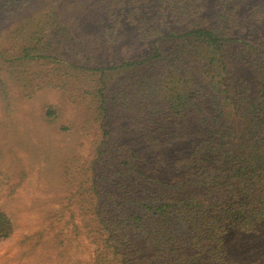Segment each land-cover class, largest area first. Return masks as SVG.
Masks as SVG:
<instances>
[{
    "label": "trees",
    "instance_id": "16d2710c",
    "mask_svg": "<svg viewBox=\"0 0 264 264\" xmlns=\"http://www.w3.org/2000/svg\"><path fill=\"white\" fill-rule=\"evenodd\" d=\"M171 1L151 17L165 31L141 52L146 24L121 48L107 30L108 0L92 10L44 2L40 16L20 17L32 27L16 29L27 35L16 59H52L89 77L100 129L90 209L112 264H234L228 232L264 230V9L250 12L255 26L229 32L225 20L218 28L209 14L186 15L195 0H180L181 14L164 22ZM11 230L0 211V240Z\"/></svg>",
    "mask_w": 264,
    "mask_h": 264
},
{
    "label": "rangeland",
    "instance_id": "374dc122",
    "mask_svg": "<svg viewBox=\"0 0 264 264\" xmlns=\"http://www.w3.org/2000/svg\"><path fill=\"white\" fill-rule=\"evenodd\" d=\"M17 1L0 0V55L10 58L0 56V211L12 224L10 234L0 240V264H98L102 259L112 264L99 243V231L94 232L90 209L87 166L100 129L86 93L89 77L52 59L23 65L16 59L27 36L16 29L32 27L28 20L20 21L22 14L38 17L45 10L42 3L60 6L65 0H28L16 7ZM75 2L90 10L96 4ZM108 2L112 7L107 30L114 26L113 41L121 48L138 23L146 25L141 36L139 31L143 39L136 52L147 47L158 30L165 31L159 16L151 19L158 14L160 0ZM184 2L173 0L163 7V21L171 24ZM195 8L185 9L186 15L209 14L213 27L222 28L226 22L229 32H236L255 26L250 12L264 9V0H195ZM134 35L138 41V26ZM55 45L51 40V47ZM63 55L70 56L68 51ZM9 67L15 68L12 74ZM51 106L54 115L46 117ZM224 248L234 264H264V230H232Z\"/></svg>",
    "mask_w": 264,
    "mask_h": 264
}]
</instances>
